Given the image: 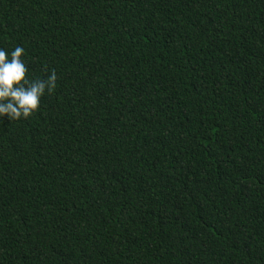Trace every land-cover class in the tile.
Wrapping results in <instances>:
<instances>
[{
  "label": "trees",
  "instance_id": "1",
  "mask_svg": "<svg viewBox=\"0 0 264 264\" xmlns=\"http://www.w3.org/2000/svg\"><path fill=\"white\" fill-rule=\"evenodd\" d=\"M0 264H264V0H0Z\"/></svg>",
  "mask_w": 264,
  "mask_h": 264
}]
</instances>
